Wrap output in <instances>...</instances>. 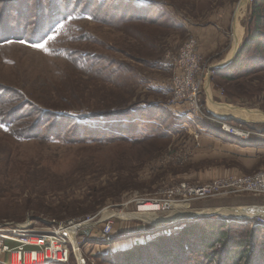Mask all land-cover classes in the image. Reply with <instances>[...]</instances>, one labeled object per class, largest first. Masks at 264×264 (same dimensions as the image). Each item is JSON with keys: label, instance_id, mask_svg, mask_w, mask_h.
Returning a JSON list of instances; mask_svg holds the SVG:
<instances>
[{"label": "rangeland", "instance_id": "374dc122", "mask_svg": "<svg viewBox=\"0 0 264 264\" xmlns=\"http://www.w3.org/2000/svg\"><path fill=\"white\" fill-rule=\"evenodd\" d=\"M51 1L0 0V226L46 232L106 210L114 245L101 240L100 226L90 239L83 230L87 242L77 241L69 264H114L136 247L132 241L173 235L184 222L229 226L239 244L260 228L253 245L264 264V213H218L264 211V196L222 193L186 201L180 194L183 184L264 170V123L221 121L213 106L264 114V2L254 13L256 0H58V25L34 42L52 20ZM236 59L240 71H221ZM239 74L238 81L224 79ZM177 77L198 87L200 118L187 99L175 98ZM133 119L145 123L134 134L126 124ZM203 122L212 126L204 130ZM220 123L250 138L227 134ZM133 201H154L164 210L147 205L154 208L140 212ZM179 212L202 214L172 216ZM150 213L157 223L137 217ZM191 243L196 252L205 249L198 239ZM181 259L218 264L191 254Z\"/></svg>", "mask_w": 264, "mask_h": 264}, {"label": "built area", "instance_id": "2783aa9c", "mask_svg": "<svg viewBox=\"0 0 264 264\" xmlns=\"http://www.w3.org/2000/svg\"><path fill=\"white\" fill-rule=\"evenodd\" d=\"M188 59L194 67L199 68L197 58L190 57ZM173 86L176 94L175 98L178 101L187 99L191 111L197 118H200L201 103L197 99L198 87L194 86L192 89V84L189 81L181 82L179 77L175 78ZM190 89L194 90L195 96L191 94ZM220 125L222 131L227 134L243 140L250 138V134L242 133L229 124L220 123ZM222 193L227 195L253 194L264 196V170L249 176L233 175L224 177L202 185L190 186L183 184L180 186V194L186 201L204 200ZM133 202L138 206L140 212H150L154 207L161 211L164 210L162 209L163 205L153 204L154 201ZM147 205L154 207L147 209L145 208ZM122 207L125 208L126 206ZM142 208H145V211H142ZM169 210L170 208H168ZM106 214L109 213L105 210L98 217L89 218L79 223H62L53 226L51 230L46 232L31 227L11 229L0 226V264H69L71 258L77 256L80 244L87 242L88 234L80 235V232L85 230L87 233L89 231L88 236L90 239L93 233L92 230L98 228V226L101 227V240L108 246L114 245L113 223L108 220ZM72 236H74L76 244L73 242ZM79 239H82L80 244L77 243Z\"/></svg>", "mask_w": 264, "mask_h": 264}, {"label": "trees", "instance_id": "16d2710c", "mask_svg": "<svg viewBox=\"0 0 264 264\" xmlns=\"http://www.w3.org/2000/svg\"><path fill=\"white\" fill-rule=\"evenodd\" d=\"M16 1V2H14ZM21 0H5V2H9V4H17V2H20ZM264 2V0H256L255 1V8L254 11L257 12L259 10L258 2ZM62 2V1H60ZM79 8V7H77ZM47 7H45L42 12L45 13ZM50 12L52 13V20L48 22L47 17L45 16L43 21L46 20V26L43 27V30L41 29L40 32H44L45 35L41 38H38V40H33L34 42H42L44 39H46L47 35L49 33L53 32V29L58 25L59 18L61 16V10L62 5H60L58 0H52L51 4L49 6ZM42 13V14H43ZM263 19L258 17L257 19V25L258 23L262 22ZM28 30V29H27ZM29 31V30H28ZM22 32L24 30L22 29ZM258 38V35L256 37H252L250 40V43L254 42L255 39ZM7 40H14L13 38L7 39ZM249 43V45H250ZM248 48V44L245 45V48ZM239 59V56L237 57ZM233 62L232 65L227 67L224 70H221L223 72L231 70L234 66H238V71L241 70L242 62L239 60ZM250 73V72H248ZM242 75V74H239ZM234 76L229 75L225 77L229 82H234L240 80V78H243L242 76ZM14 122L10 123L13 124ZM129 130L133 134L135 133V130L139 128L142 125H145V123H140L139 119H133L130 120L128 123H126ZM82 125L79 124V129L82 128ZM84 130L86 128L84 127ZM104 130V129H103ZM109 131V127L104 130V132ZM103 132V133H104ZM135 136V135H134ZM198 228V229H197ZM234 229L231 227H227L224 224L216 227H208V229H203L201 227H198V224L196 222H184L178 226L177 232L173 235H167V236H159L155 239H151V241H147L144 244H133L131 246H136L133 248V250H129L128 252L121 254L118 258L119 260H116V263L114 264H158L157 257L159 256L161 259L166 260V264H183L181 256H186V254H191L192 258H203L207 259L208 261L214 262L217 261L218 264H221L222 259L228 260L230 259L229 264H241L242 261L246 260L245 264H263V256L261 255V259L259 261L256 259L257 254L259 251L257 250V247L253 245L254 240V234H260L261 229H254L251 231V237L250 240H246L245 242L238 243L237 241H234L231 234L234 232ZM201 235H200V233ZM196 233H198V236H196ZM194 239H198L201 245L205 249H202L201 251H197L194 249L193 245H190L191 241ZM184 240H188V245L184 244ZM192 244V243H191ZM142 245V246H141ZM169 249H167V247ZM217 247V249H215ZM223 249L222 253H218L219 249ZM149 249H152L151 251H148ZM235 250L234 254L231 255V251ZM151 252H154V254H151ZM217 253L219 254L218 256ZM216 256V257H215ZM122 259V260H121ZM154 262V263H153Z\"/></svg>", "mask_w": 264, "mask_h": 264}, {"label": "bare ground", "instance_id": "6f19581e", "mask_svg": "<svg viewBox=\"0 0 264 264\" xmlns=\"http://www.w3.org/2000/svg\"><path fill=\"white\" fill-rule=\"evenodd\" d=\"M249 2V0H243L242 1V5L245 4L247 5ZM237 46V45H236ZM214 106V111L217 115H219L220 117L224 116V118H236V119H240V120H244V121H251V122H258V123H264V114L258 112V111H244V112H236L233 111L232 109H230L229 107H217L215 105ZM222 115V116H221ZM223 212V211H220ZM219 214H223V216H231V217H238V218H243V217H247L250 215H254L257 213H264L263 209L262 210H258V209H247V208H237V209H233L231 211H227V212H223ZM111 214V213H110ZM202 213H196V212H179L176 214H172L173 217L177 218V217H193V216H198ZM109 214H106V216ZM119 217H122L120 215H117ZM137 217L139 219H143L149 222H153V223H157L159 220H157L158 218H154L153 214H138ZM135 218V217H134ZM73 235V234H72ZM73 242L76 244V241L74 240V236H72Z\"/></svg>", "mask_w": 264, "mask_h": 264}, {"label": "crops", "instance_id": "0c3cea01", "mask_svg": "<svg viewBox=\"0 0 264 264\" xmlns=\"http://www.w3.org/2000/svg\"><path fill=\"white\" fill-rule=\"evenodd\" d=\"M210 97V96H209ZM172 112H175V111H173L172 110ZM181 114V113H180ZM179 117H183V118H186L187 116H185V115H180ZM188 118V117H187ZM210 122V121H209ZM203 126H202V128L204 129V130H208V127L209 126H212V123H206V122H203V123H201ZM137 240H140V239H138V238H136ZM133 242H136V241H132L130 244L131 245H133V244H135V243H133Z\"/></svg>", "mask_w": 264, "mask_h": 264}, {"label": "water", "instance_id": "95a60500", "mask_svg": "<svg viewBox=\"0 0 264 264\" xmlns=\"http://www.w3.org/2000/svg\"><path fill=\"white\" fill-rule=\"evenodd\" d=\"M227 67H229V66H227ZM227 67H224L223 70L226 69ZM219 69H221V68H219ZM219 120H221V121H232V118H221V117H219Z\"/></svg>", "mask_w": 264, "mask_h": 264}]
</instances>
